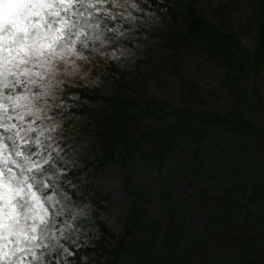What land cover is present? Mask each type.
<instances>
[{"label":"trees","instance_id":"16d2710c","mask_svg":"<svg viewBox=\"0 0 264 264\" xmlns=\"http://www.w3.org/2000/svg\"><path fill=\"white\" fill-rule=\"evenodd\" d=\"M123 1L107 4L116 10ZM135 1L143 10L183 27L161 35L166 45L171 44L172 77L159 85L161 96L129 99L125 96L129 82L111 60L91 63V73H101L111 85L108 91L88 86L79 73L62 76L59 102L75 97V116L85 118L93 106H107L99 113L106 129L100 138L107 143L101 158L117 156L131 199L124 231L113 246L107 244L113 234L102 222L96 245L78 250L70 242L69 246L78 251L79 264H264V0L223 3L214 11V21L193 0ZM250 34L255 36L253 51L242 42ZM202 76L212 81L201 84ZM162 121L165 124L157 127L155 136L151 128ZM148 136L156 145L154 152L145 153ZM181 140L191 142L193 161L187 168L195 178L226 183L208 227L201 230L187 223L192 199L176 194V177L169 171ZM136 155L152 166L158 178L161 206L168 215L162 238L147 214L152 191L132 184ZM78 174L68 171L70 193L94 211L102 206L100 199L80 184ZM248 193L246 208L242 198ZM87 217L76 221L75 227L85 226Z\"/></svg>","mask_w":264,"mask_h":264},{"label":"snow or ice","instance_id":"6c2138e0","mask_svg":"<svg viewBox=\"0 0 264 264\" xmlns=\"http://www.w3.org/2000/svg\"><path fill=\"white\" fill-rule=\"evenodd\" d=\"M108 2L0 0V264H79L76 229L51 209L70 147L54 101L74 62L113 39Z\"/></svg>","mask_w":264,"mask_h":264},{"label":"rangeland","instance_id":"374dc122","mask_svg":"<svg viewBox=\"0 0 264 264\" xmlns=\"http://www.w3.org/2000/svg\"><path fill=\"white\" fill-rule=\"evenodd\" d=\"M198 7H201L207 17L214 21L213 13L216 8L223 3H232L235 0H193ZM99 7V6H98ZM104 9L109 14L105 18L101 13L99 20L101 28L107 25L114 32H104L106 37L113 39L101 45L97 43L90 47L85 53V59H78L74 62L72 69L67 73L82 75L85 83L91 87H100L110 90L111 85L106 82L101 73H91L95 63L103 60H111L116 68L123 74V79L129 82L125 88V96L129 99H145L147 97L161 96L159 85L166 83L171 76L170 56L171 44L166 45L161 35L169 30L179 32L183 27L179 24L169 23L150 11L143 10L135 0H124L118 3L116 10L104 5ZM244 7L241 18L244 20ZM244 46L253 51L255 48V36L253 34L243 37ZM99 59V60H98ZM206 72H204V75ZM199 81V78H198ZM212 79L202 76L201 84H208ZM133 82L141 83L136 86ZM132 85V86H130ZM144 88H147L143 90ZM75 97H70L68 102L54 101L59 105L60 115L56 118L65 126V135L69 141L66 171L61 173L64 180L62 192L65 194L63 199L55 196V192L49 193L55 197L56 201L51 205L52 212L60 216L63 222L72 231L73 239L79 238L77 243L86 246L97 244L102 232L99 222L109 228L113 237H108L109 246H113L117 238L124 231V224L131 206V199L127 190L125 174L120 167L117 156L101 158L103 149L107 147L105 140L100 138L101 130L104 129V120L99 116L100 110L106 109L105 104L93 106L91 116L77 117L72 114L75 106ZM217 110L222 111L219 101ZM165 121L160 122L151 128L156 136L159 125H164ZM112 129V128H111ZM113 130V129H112ZM148 143L144 152L152 151L156 141L152 136L146 138ZM154 152V150H153ZM100 158L103 159L100 161ZM193 161V152L190 141H183L176 146V150L171 155L169 171L175 174L176 180L173 187L177 195L183 199H192V206L186 211V221L194 228L201 230L207 228L213 215V210L218 206L223 193L226 190L224 181L207 180L200 182L187 168V164ZM78 171L77 179L81 185L86 186L99 200L101 207L94 211L90 210V205H81L80 200L74 198L70 190L72 182L68 177V171ZM131 172L133 173L132 184L142 188L148 187L152 194L146 209L150 219L156 221L162 238L166 226L168 215L161 206V199L158 191V178L154 174L152 166L143 158L135 156L132 163ZM249 193L242 198V203L248 208ZM83 212V214H81ZM86 214V215H85ZM86 218L85 226L75 222ZM84 221V220H83ZM140 239V238H138ZM71 243V242H70ZM75 248V245H73ZM139 264H146L141 261Z\"/></svg>","mask_w":264,"mask_h":264}]
</instances>
